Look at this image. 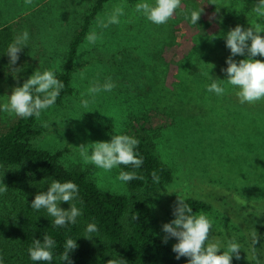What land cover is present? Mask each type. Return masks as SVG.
<instances>
[{
	"label": "rangeland",
	"instance_id": "obj_1",
	"mask_svg": "<svg viewBox=\"0 0 264 264\" xmlns=\"http://www.w3.org/2000/svg\"><path fill=\"white\" fill-rule=\"evenodd\" d=\"M92 2L33 0L25 5L24 0H0V26L12 24L15 38L25 30L29 33L26 47L11 66L21 71L15 74L8 67L15 78L0 82V104L18 86L17 78L26 80L35 70H52L56 76L62 72L74 32ZM139 2L109 0L104 4L90 25V31L95 30L100 38L95 44L86 39L81 44L71 81L73 91L41 113L34 127L41 133L33 144L52 152L62 150L61 163L86 171L100 190L130 195L127 183L117 179L118 168L105 172L85 163L75 146L126 134L128 125L147 113L156 118L153 127L162 121L157 113L168 115L155 144L171 169L172 180L148 183L137 191L151 209V231L166 235L162 225L175 218L172 207L177 196L203 200L211 205L206 212L213 221L209 239L218 241L222 250L234 239L242 249L241 258L232 260L249 264V233L254 228L259 235L264 223V100L240 104L235 90L224 82L222 96L206 88L212 82L210 76L226 79L221 69L227 67L225 60L230 55L224 39L229 29L257 22L264 25L253 11L257 0H181V8L162 25L136 13L134 6ZM115 6L124 8L120 23L98 27L97 18H106ZM200 8V19L193 23L191 14ZM213 14L216 18L210 19ZM244 58L233 57L236 61ZM109 79L115 84L111 92L101 91L94 100L87 94L93 82L103 85ZM82 99L91 101L87 108L81 105ZM16 118L0 111V131ZM15 170L0 166V176L8 186L0 194L4 215L16 210L27 192L26 186L9 187L7 177ZM31 178L28 175V190L33 187ZM8 239L0 242L2 264H21ZM167 242L176 239L169 237ZM255 248L257 259L264 264L263 247L256 244Z\"/></svg>",
	"mask_w": 264,
	"mask_h": 264
},
{
	"label": "trees",
	"instance_id": "obj_2",
	"mask_svg": "<svg viewBox=\"0 0 264 264\" xmlns=\"http://www.w3.org/2000/svg\"><path fill=\"white\" fill-rule=\"evenodd\" d=\"M108 1L93 0L83 14L71 40L63 70L56 76L65 87L60 91L55 104H60L65 96L72 93L71 81L79 48L90 31L92 21ZM14 40L13 25H1L0 82L13 81L15 76L8 70L7 56L8 45ZM17 80L18 86L25 81L22 77ZM156 115L162 120L158 122L157 127L152 126V122L156 121L155 116L147 113L141 118H136L126 128V135L139 141L136 152L143 158V164L138 169L131 165L118 167L120 171L135 172L141 178L127 182L130 195L102 191L86 171L79 167L66 168L61 163L62 150L52 152L33 144L32 140L41 133L39 129L34 128L37 119L17 117L4 131H0V166L16 167L7 177L8 185L12 190L26 186L27 192L16 210L7 215L0 213V242L9 238L8 242L14 243L21 264H66L60 256L68 238L76 240L78 245L69 253L72 264H105L108 259H117L118 256L127 264H187L188 258H175L176 254L172 251L174 243L162 242L163 237L151 231V209L144 197L137 192L146 184L153 183V173L160 183L172 180L171 169L161 160L155 144L156 134L163 129L170 117L159 113ZM28 175L32 176L33 184L29 190ZM47 177L61 182L72 181L78 186V196L71 202L81 211L75 224L57 227L53 223L54 218L49 216L45 209L36 211L30 207L37 192L47 191ZM185 201L196 213H206L211 209V205L203 200L191 198ZM59 207L68 209L69 205L60 202ZM136 216L139 218L135 219ZM90 223L97 225V232L86 231ZM44 235H49L56 241L52 249L53 259L50 262L32 261L28 248L33 239L42 241ZM259 241L257 245L264 249V223L259 233ZM231 264L238 263L232 260Z\"/></svg>",
	"mask_w": 264,
	"mask_h": 264
},
{
	"label": "clouds",
	"instance_id": "obj_3",
	"mask_svg": "<svg viewBox=\"0 0 264 264\" xmlns=\"http://www.w3.org/2000/svg\"><path fill=\"white\" fill-rule=\"evenodd\" d=\"M24 3L31 5L33 0H24ZM179 8H181V0H153L151 3L147 0H141L135 4L134 11L151 23L162 25L173 18ZM201 11L200 8L199 11L192 12L191 20L193 23L198 22ZM253 11L257 16V21L264 20V0H257L253 6ZM123 15L124 8L115 6L106 18H97V26L108 28L110 25L119 24L120 17ZM215 18V14L210 17V19ZM262 32H264V25L260 22L247 28L236 25L229 29L224 39L225 46L230 50V55L225 60L227 67L221 69L226 74V79H214L210 76L212 82L206 88L208 92L217 96L224 95L226 88L221 83L224 82L235 90V96L240 104H254L264 100V60L254 59L256 56L264 57ZM99 38L97 32L91 30L85 39L89 44H95ZM28 39L29 33L25 30L15 38L14 42L8 45V64L12 73L16 74L21 71V69L11 68V66L18 61V54L26 47ZM234 56H246V58L236 61L233 59ZM209 65L211 68L214 67L212 64ZM64 87V83L57 79L54 71L44 70L41 72L35 70L22 84L11 89L6 102L0 104V111L20 118L35 117L39 120L43 111L54 106L60 91ZM114 87L115 84L110 79L103 85L93 82L87 89V94L94 100L96 94L101 91L111 92ZM90 102L88 99H82L81 105L87 108ZM43 126L49 127L47 123H44ZM138 145L139 141L132 136L115 134L111 135L110 141L82 143L75 147L79 149V154L85 163H91L105 172H110L120 165L140 168L143 164V158L136 152ZM152 175L153 184H158L159 181L155 173ZM46 179L49 181L47 191L37 192L30 203V207L36 211L45 209L48 215L54 218L53 223L57 227L75 224L77 217L81 215V211L71 202L78 196V186L72 181L61 182L51 177ZM117 179L127 183L141 178L135 172L121 170ZM7 191L8 186L4 184L2 176H0V194ZM60 202L67 203L68 209L59 207ZM172 215L175 218L162 225V231L166 233L162 242L166 243L169 237L176 239V243L172 245V251L176 254L177 260L186 257L188 258L187 264H231L233 257L237 260L241 258L240 250L242 247L234 239L228 240L223 250L218 241L209 239L213 221L204 212H193L184 198L177 196L172 207ZM138 218V216L135 217V219ZM86 231L88 233L97 232V225L95 223L88 224ZM249 235L251 246L248 249L247 260L249 264L251 261L260 264L255 248V245L260 242L259 235L254 228ZM55 245L56 241L49 235H44L42 241L41 239H33L32 245L28 248L30 259L35 262L52 261V249ZM77 247L76 240L68 238L60 259L66 264H72L69 253ZM0 264H2V259H0ZM105 264H127V262L118 256L117 259H108Z\"/></svg>",
	"mask_w": 264,
	"mask_h": 264
}]
</instances>
